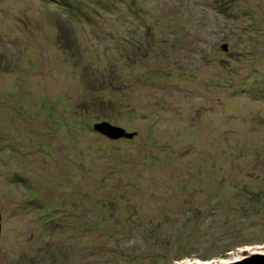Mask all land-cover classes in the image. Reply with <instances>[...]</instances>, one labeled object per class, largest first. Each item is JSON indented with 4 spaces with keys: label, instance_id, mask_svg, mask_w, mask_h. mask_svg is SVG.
Masks as SVG:
<instances>
[{
    "label": "rangeland",
    "instance_id": "obj_1",
    "mask_svg": "<svg viewBox=\"0 0 264 264\" xmlns=\"http://www.w3.org/2000/svg\"><path fill=\"white\" fill-rule=\"evenodd\" d=\"M50 3L0 0V264L264 254V0Z\"/></svg>",
    "mask_w": 264,
    "mask_h": 264
},
{
    "label": "trees",
    "instance_id": "obj_2",
    "mask_svg": "<svg viewBox=\"0 0 264 264\" xmlns=\"http://www.w3.org/2000/svg\"><path fill=\"white\" fill-rule=\"evenodd\" d=\"M46 1L48 3L54 1L57 4V7H58L59 11L61 10L59 12V14L62 16L63 19H65L64 22L65 23L68 22V24H70L71 29L70 28H67V29L64 28L65 24L61 25L63 31L61 33H59V37L60 38L63 37L64 42L67 41V44L71 45V42H70L71 40L69 39V34L77 36V32L75 31V28H76L75 26H79V24L83 23V21L86 22L88 19H90V15H91L90 11L97 13L96 15H99L100 14V12H99L100 10L101 11H108V10H112L113 8L117 7L118 4L117 3H112V2L117 1L119 3V1L121 2L122 0H94L93 3L89 2V5H87V6H83L82 5V6H80V8L77 5H74V3H76L75 0H46ZM79 1L80 0H78V3H79ZM81 2H83V1H81ZM84 3H88V2L85 1ZM50 4H53V3H50ZM150 30L151 29H149V30L147 29L148 32ZM148 32L145 31V34L148 33ZM70 47H72V45ZM85 123L88 124V122H85ZM94 126L92 127L90 124H88V126H86V127L89 128L91 131L96 132L95 129H94ZM22 145L24 146L23 143H22ZM37 146L40 147L39 150L45 149V145L41 141L38 143ZM20 150L22 151V149H20ZM29 151H31V150H29ZM31 152L34 153L35 151H31ZM26 153H27V151L25 152V154ZM18 176H20L19 173H18ZM21 178H22V176H21ZM22 179H23L24 182L28 181L30 183V185H33V180L34 179H30V180H28L27 178H22ZM37 205H41V204H37ZM54 221H56V220L55 219H49L45 223L48 224V223H50V222L52 223Z\"/></svg>",
    "mask_w": 264,
    "mask_h": 264
},
{
    "label": "water",
    "instance_id": "obj_3",
    "mask_svg": "<svg viewBox=\"0 0 264 264\" xmlns=\"http://www.w3.org/2000/svg\"><path fill=\"white\" fill-rule=\"evenodd\" d=\"M96 132L112 139L129 138L132 139L136 134L127 133L122 128L112 127L108 123L96 124L94 126ZM2 232V217L0 215V236ZM234 264H264V254H252L245 260Z\"/></svg>",
    "mask_w": 264,
    "mask_h": 264
}]
</instances>
